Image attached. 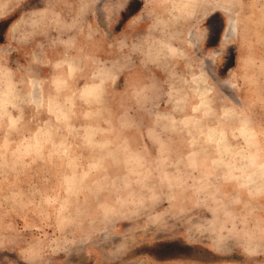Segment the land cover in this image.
Returning <instances> with one entry per match:
<instances>
[{"label":"rangeland","instance_id":"obj_1","mask_svg":"<svg viewBox=\"0 0 264 264\" xmlns=\"http://www.w3.org/2000/svg\"><path fill=\"white\" fill-rule=\"evenodd\" d=\"M190 258L264 264V0H0V264Z\"/></svg>","mask_w":264,"mask_h":264},{"label":"crops","instance_id":"obj_2","mask_svg":"<svg viewBox=\"0 0 264 264\" xmlns=\"http://www.w3.org/2000/svg\"><path fill=\"white\" fill-rule=\"evenodd\" d=\"M194 246V245H193ZM195 247H198V244L195 245ZM209 254H217L219 253V249L218 246H214V245H209ZM173 264H176L173 263ZM179 264H224V261H218V260H202V259H198V258H190L189 260H183L181 262H179Z\"/></svg>","mask_w":264,"mask_h":264}]
</instances>
